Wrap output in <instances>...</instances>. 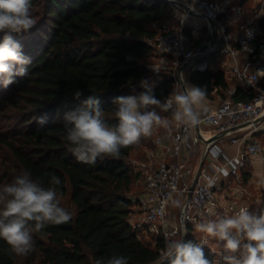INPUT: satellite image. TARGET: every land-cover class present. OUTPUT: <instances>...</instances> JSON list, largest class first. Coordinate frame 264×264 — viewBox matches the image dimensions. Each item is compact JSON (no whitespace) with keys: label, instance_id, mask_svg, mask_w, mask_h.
Wrapping results in <instances>:
<instances>
[{"label":"trees","instance_id":"1","mask_svg":"<svg viewBox=\"0 0 264 264\" xmlns=\"http://www.w3.org/2000/svg\"><path fill=\"white\" fill-rule=\"evenodd\" d=\"M171 9L167 0H32L38 23L15 37L31 57L28 76L0 90V187L25 170L33 178L54 174L62 181L61 206L72 219L36 233L35 251L27 257L15 256L0 240V264H96L113 254L129 257V264H156L166 238L146 244L130 222L138 203L131 195L134 174L128 158L140 143L122 149L119 159L88 165L76 160L60 133L65 113L88 96L98 95L102 109L111 113L115 97L143 90L132 87L149 81L147 65L156 56L151 41L159 32L154 25L167 21ZM259 23L264 32V16ZM164 75L154 88L162 100L174 88L173 74ZM191 83L205 88L206 97L216 88H229L225 73L210 69L194 70ZM40 116L48 119L43 127L36 122ZM5 120L9 123H1ZM250 211H264V203ZM187 241L198 243L193 227ZM204 252L215 264V253L207 247Z\"/></svg>","mask_w":264,"mask_h":264},{"label":"built area","instance_id":"2","mask_svg":"<svg viewBox=\"0 0 264 264\" xmlns=\"http://www.w3.org/2000/svg\"><path fill=\"white\" fill-rule=\"evenodd\" d=\"M245 1L185 0L184 11L173 10L169 20L154 25L159 32L151 41L156 56L147 65L149 82L157 86L165 73H172L174 91L185 69L205 71L210 67L205 58L211 56L233 61L230 73L236 85L225 91L217 106L204 107L199 112L201 122L194 127L172 121L170 113L162 115L169 118L170 126L153 130L154 146L137 168L145 173V188L137 199L144 218L134 225L137 231L147 229L156 238H182L185 228L187 233L189 227L195 231L210 213L231 215L241 207L251 209L244 198L250 196L248 186L254 180H246V168L251 159L264 158V32L259 23L262 8L232 26V14L246 13ZM195 15L205 20L211 36L199 47L186 32L188 18ZM140 85L132 88L142 89ZM241 93L252 98L235 99ZM231 147H237L233 155ZM260 188L264 191V184ZM211 239L205 236L198 243L208 247Z\"/></svg>","mask_w":264,"mask_h":264},{"label":"clouds","instance_id":"3","mask_svg":"<svg viewBox=\"0 0 264 264\" xmlns=\"http://www.w3.org/2000/svg\"><path fill=\"white\" fill-rule=\"evenodd\" d=\"M37 23L32 0H0V87L7 89L28 76L31 57L24 54L15 37L30 32ZM140 86L143 90L139 93L115 97L111 113L102 109L98 95L88 96L77 108L65 113L60 138L67 142L78 162L95 165L98 159H119L122 149L151 137L154 129L169 128L170 120L161 112L170 113L172 121L188 127L201 122L197 108L205 100L206 90L188 83L182 73L175 90L163 100L157 98L154 83L145 79ZM80 96L77 91L75 98ZM36 122L43 127L48 119L40 116ZM259 183L264 184V178ZM61 185V179L54 174L33 178L25 170L0 187V240L6 242L12 254L27 257L35 251L36 233L72 219L71 211L61 206ZM209 217L197 223L196 230L223 242L226 264H264V211L255 213L241 207L231 215L210 213ZM184 233L187 234L186 228ZM129 259L113 254L97 259L96 264H129ZM156 264L212 261L200 243L166 239Z\"/></svg>","mask_w":264,"mask_h":264},{"label":"crops","instance_id":"4","mask_svg":"<svg viewBox=\"0 0 264 264\" xmlns=\"http://www.w3.org/2000/svg\"><path fill=\"white\" fill-rule=\"evenodd\" d=\"M184 1L185 0H179L177 4L173 3L171 11H173V10H178V12L184 11V6H183ZM248 3H249V0H246L244 2V7L246 9V13L243 16L236 17L234 14H232V16L230 17V21L232 23V26L235 27L240 20H243V19L247 18L248 16H252L254 13H256L258 11L257 8L250 9L248 7ZM263 16H264V8H262L261 17H263ZM169 18H171V15ZM167 20H169V19H167ZM172 21H174V20H172ZM174 23H175V21H174ZM186 30H188L189 34L191 35L193 42H194V45L196 47L204 45L210 40L211 36H210L209 26L207 25L205 20L200 15H195V16L188 18L187 24H186ZM205 60H207L209 62V65H210L209 69L212 70L213 72L223 71L225 73L226 80L229 83V87L232 86V84L230 82L233 80V78L231 76L230 69H231V66L233 64V61L229 57L228 58L223 57L222 59H215L211 56H208L205 58ZM192 72L193 71H191L189 68H187L183 71V75H184L185 79L190 84H192L191 83V73ZM224 94H225L224 91L220 92L216 88L212 92V96L206 97L205 100L203 101L202 105L198 106L197 111L201 112L204 107L217 106L221 102V100L224 98V96H223ZM150 138H151V141L150 142L148 141L146 146H145V149H146L145 153L148 149L153 148V146H154L153 142H152V136L147 137L148 140H150ZM199 151L200 152H199L198 156L201 158V156H202V155H200L201 150H199ZM235 152H237V147H231L229 149V153L231 155L235 154ZM245 173L247 174V176H249V178L254 180V182L258 181V183H259V181L262 178H264V158L263 157H256V158L251 159L248 163V166L246 168ZM260 185L261 184L259 183L258 187L256 188V186H255L254 188L256 191L260 190L262 195H257L255 197H253V199H255L256 202H252L250 204L251 205L250 207H252V205L256 204V203L260 204V203H262L261 200H264V194H263L264 191H262V189L260 188ZM250 186H251V184L248 186V188H250ZM249 191H250V194L252 195L253 191L251 192V189H249ZM141 194H142V192L140 194H136V195L132 194V197L134 200H137L141 196ZM246 199H248V197L244 198V202L249 201V200L247 201ZM135 208L141 209V207L138 204L134 205L133 209H135ZM140 211H143V210L141 209ZM130 222L134 225L133 221L131 220V217H130ZM204 235H206V234L203 233L202 236H200V237L202 238V237H204Z\"/></svg>","mask_w":264,"mask_h":264},{"label":"rangeland","instance_id":"5","mask_svg":"<svg viewBox=\"0 0 264 264\" xmlns=\"http://www.w3.org/2000/svg\"><path fill=\"white\" fill-rule=\"evenodd\" d=\"M248 7L250 9H254V8H257V10L261 9V8H264V0H249V3H248ZM171 22V21H170ZM169 23V21H168ZM155 60V58H151L149 60V62H153ZM232 86L236 85V82L235 80L233 79L231 82ZM2 89V87H0V90ZM161 115L165 114L164 112H161L160 113ZM1 123H4V124H8L9 122L8 121H2ZM149 139V138H148ZM148 139H141L140 141V144L139 146L137 147V149H135L130 157L128 158V163L131 165L132 169H133V174H134V185H133V188H132V192H131V195L133 194H140L141 192L144 191V188H145V173L141 170H138L140 169L139 168V163L143 162L146 160V153H145V146L147 144V142L151 141V138L150 140ZM149 144V143H148ZM138 168V169H137ZM138 174V175H136ZM258 181L254 182L253 184H251L250 188L251 189V192L253 191V194L248 197V199H246L248 201V203H252L255 201V199H253V197L257 196V195H262V193L259 191H256L255 190V186L256 188L258 187ZM221 194V197L222 199H225V194L222 192L220 193ZM264 194V192H263ZM227 199V198H226ZM262 203H264V200H261ZM256 204H259V203H256ZM255 204V205H256ZM141 209L139 208H135L131 214V220L133 221L134 225H137L138 223H142L143 222V218H144V213L143 211H140ZM174 210L177 212V214L179 213L178 212V208H177V205L176 203L174 204ZM195 234L197 236V239H201L200 236H202L203 233H200L196 230L195 228ZM138 234H139V237L146 243V244H150L152 246L155 245L156 243V234L150 232V231H147V229H141L140 231H138ZM207 236V235H204V237ZM208 237V236H207ZM212 239L210 240V244L207 248L211 249V251H213L216 255V258H215V264H226V261L224 260V256L227 255V253L224 251V248H223V242L211 237ZM174 239H182V238H174Z\"/></svg>","mask_w":264,"mask_h":264},{"label":"water","instance_id":"6","mask_svg":"<svg viewBox=\"0 0 264 264\" xmlns=\"http://www.w3.org/2000/svg\"><path fill=\"white\" fill-rule=\"evenodd\" d=\"M193 187H194V184L191 186L189 196L191 195V192H192V190H193ZM182 239H183L185 242H187V234H186V235L184 234L183 237H182Z\"/></svg>","mask_w":264,"mask_h":264}]
</instances>
